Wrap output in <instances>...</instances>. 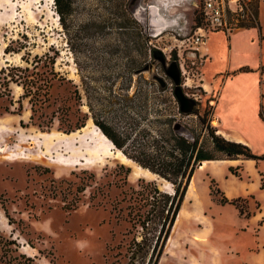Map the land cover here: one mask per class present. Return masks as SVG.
Here are the masks:
<instances>
[{
	"label": "rangeland",
	"instance_id": "374dc122",
	"mask_svg": "<svg viewBox=\"0 0 264 264\" xmlns=\"http://www.w3.org/2000/svg\"><path fill=\"white\" fill-rule=\"evenodd\" d=\"M70 1L66 28L59 20L55 0H0V84L1 69L29 66L25 60L30 63L35 56H42L47 63L44 69L49 81L48 100L32 119L28 99L21 100V108L18 104L22 87L12 82L8 87L6 83L0 85V233L15 243L10 245L17 249L13 256L23 254L34 264H121L126 261L132 237L127 213L137 204V191L155 182L159 189L171 193V185L156 175L136 176L133 161L112 159L97 167L64 166L54 161L64 144L54 135L76 130L81 117L88 115L84 126L90 131L86 137L92 139L89 120L96 124L89 106L95 121L103 123L107 119L123 127L125 104L136 102L139 87L152 92L154 84L159 89L165 87L156 92L157 96L173 100L176 87L182 89L187 104L201 115L208 112L207 120L220 134L213 106L216 96L202 86L205 56L194 54L191 46L180 42L191 35L199 17L194 4L189 11V30L181 34L166 26L153 35L145 32L148 52L141 57V25L128 9L129 0ZM154 1L152 6L150 0L137 3L136 8L146 12V20L151 14V18L160 15L169 19L186 4L183 0ZM250 1L256 19L254 15L244 28H256L259 16L264 32V0ZM125 3L128 15L122 13ZM199 24H203L202 19ZM122 26L126 28L120 29ZM213 34L211 47L217 56L206 64L207 77L222 72L227 63L224 34ZM261 60L264 67V57ZM249 62L257 64L260 60L252 55ZM141 77L154 84L144 83ZM73 85L79 99L74 96ZM168 105L177 122L200 133V140L206 138L196 115L178 114L176 101ZM262 105L259 117L264 122ZM41 133H55L51 136L54 140L47 142L54 157L45 154L48 148L42 146ZM246 145L255 154L264 153V140ZM233 160L196 169L191 181L193 191L182 201L183 214L170 231L158 264H214L219 254L210 250L211 242L234 251V255L224 257L225 264L253 262L247 248L252 245L249 250L256 253L264 240V160H251L249 167L243 166L247 160L243 157ZM228 163H233L229 167L235 175L229 167L222 168ZM215 169L218 171L212 175ZM210 178L228 198L244 197L247 203L239 205L245 204L252 216L244 219L233 205L218 204L209 195ZM239 179L245 188L235 182Z\"/></svg>",
	"mask_w": 264,
	"mask_h": 264
},
{
	"label": "trees",
	"instance_id": "16d2710c",
	"mask_svg": "<svg viewBox=\"0 0 264 264\" xmlns=\"http://www.w3.org/2000/svg\"><path fill=\"white\" fill-rule=\"evenodd\" d=\"M55 4L59 20L66 27L65 18L70 12L72 3L70 0H55ZM126 4L122 9V13L125 14L128 11ZM198 15L199 17L196 16L194 25L200 22V12ZM254 15L256 19V11H254ZM126 21L129 23L128 19ZM254 26L256 25H249L250 28ZM125 28V26L120 27V29ZM139 28V34L143 42L138 50L142 57L148 52L146 45L148 35L142 26H139ZM25 61L29 66H8L1 69L3 74L0 85L6 83V87H8L9 83L12 82L22 87L23 94L18 99V104L21 108V100L28 99L32 112L30 118L32 119L48 100L49 81L47 71L44 69L47 63L42 56H35L30 63L27 60ZM50 63L53 65L54 59ZM242 71H249V69L241 67L238 70V72ZM141 78L148 85L154 84V82H148L144 77ZM85 84L88 87L89 83L85 82ZM73 87L74 96L79 99L76 85H73ZM164 89L165 87L159 89V85L157 87L155 84L152 92L148 88L139 87V91L135 96L137 97L136 102L130 101L129 104H125V110L122 113L123 127H118V125L110 123L107 119L103 123L95 121L92 107L89 106L90 117L117 149H120L128 159L142 168L148 169L172 187L170 193L159 189L155 182H149L137 191L139 196L137 204L127 213L132 237L126 248V261L121 264L159 263L166 241L170 237V231L173 230L178 219L183 204L182 201L188 192L194 177L193 174L199 168L200 163L208 160H233L238 157L254 161L264 160V153L255 154L248 145L228 140L222 135L216 134L215 129L210 125V120H207L208 112L201 115L196 108L188 113L182 112L174 92L173 97L175 100L169 96L160 97L156 95V92ZM126 100L129 99L126 98ZM172 101H176L178 104V114L196 115L201 128L206 131V138L200 140V133L195 134L184 125L191 133V139L174 130L173 125L179 122L176 120V114L169 111L168 104ZM162 105H165V107H162ZM88 117V115L82 116V121L76 125L74 131L83 128ZM71 131L74 132L69 130L67 133H72ZM228 169L231 174L235 175L231 167ZM260 189H263L262 183ZM209 195L215 197L218 204L233 205L237 209L238 215L243 218L252 216L246 208L247 200L244 197L228 198L212 178H210ZM242 201L245 204L239 205ZM12 244L15 243L6 239L0 233V264H34L29 257H25L23 254L13 256L12 252L17 251V249H12L10 246ZM111 264H114V262Z\"/></svg>",
	"mask_w": 264,
	"mask_h": 264
},
{
	"label": "crops",
	"instance_id": "0c3cea01",
	"mask_svg": "<svg viewBox=\"0 0 264 264\" xmlns=\"http://www.w3.org/2000/svg\"><path fill=\"white\" fill-rule=\"evenodd\" d=\"M150 1L151 6L154 5L155 1ZM183 1L186 2V4L183 5L182 10L175 12L169 19L160 15L159 17L151 19V14L150 19L147 20L148 28L151 26L152 22H155L157 23L156 25H158V29H156V31L150 30L149 34L153 35L158 33L166 26L173 27L177 33L185 34L192 26L189 11L191 5L195 4V0ZM258 21L256 28L238 29L232 32L228 37L223 33L226 39L223 43L228 45V54L227 63L222 72L212 73L209 77L205 76L204 73V71H206V66L210 65L217 56L211 47L213 37L215 36L213 32H210V34L208 33L204 45H201L199 48V53L205 56L204 62L201 65L202 86L207 92H212L216 96L213 106L217 119L215 121L217 123L216 127L218 128V132L228 140L249 145H253V142L258 140L259 142L264 140V122L259 117V109L263 106L262 104H264V67L262 66L261 60L264 57V32H262L259 16ZM145 26L146 25H144V27ZM146 28L147 27H145V29ZM252 55L254 57H259L260 62L251 64L249 62V57ZM241 67H246L249 71L238 72ZM234 161L235 160H221L220 162ZM244 162L246 163H243V166L249 167L252 161L247 159L244 160ZM232 164L233 163H228L227 165H223L222 168L226 169L229 166H233ZM216 171L218 170H213L212 175H214ZM226 172L225 170V173ZM225 177L227 178L229 176ZM229 178L231 179V177ZM235 182L244 187L242 180H235ZM211 244L210 250L213 251L215 255L219 254L218 260L215 261L214 264H225L224 257L226 255H234V251L230 250V248L223 250L217 244L213 242H211ZM258 245L259 251L256 253L249 250L252 245L247 248L253 262L242 261L241 263L264 264V240L261 239Z\"/></svg>",
	"mask_w": 264,
	"mask_h": 264
},
{
	"label": "bare ground",
	"instance_id": "6f19581e",
	"mask_svg": "<svg viewBox=\"0 0 264 264\" xmlns=\"http://www.w3.org/2000/svg\"><path fill=\"white\" fill-rule=\"evenodd\" d=\"M137 2H135L136 5ZM151 25L154 26V23L153 24L151 23ZM89 123H91L93 126L92 132L94 135L90 140H88V138L86 137L87 132H90L87 130L88 127L86 125L83 128L74 131L72 133H67V134L57 133L60 136L54 135L55 133H41V137L44 139L43 141L44 144H42V146L47 147L48 144L47 142L49 141L50 143L49 139H51V136L53 135L55 139L57 138L56 141L58 139L64 140L63 149L61 147L62 153L56 152L57 155H56V159L54 160L55 162L60 163L64 166L84 165L85 167H97L111 161L112 159H119L120 161L123 162L131 161L120 151V149H116L112 141H110L96 125H94L90 120ZM47 148L48 149L45 151V154L51 155L52 152L50 151L49 147ZM220 161H203L199 169H203L205 166L211 163L213 164V166H215L216 165L215 162L217 163ZM134 174L136 176H141L144 178H151L155 176V174L151 173L148 169L142 168L138 164H136L135 166ZM167 185L170 184L167 183ZM192 191H193V182L188 188L186 197L190 195ZM182 214H183V208L181 209L178 217H180Z\"/></svg>",
	"mask_w": 264,
	"mask_h": 264
},
{
	"label": "built area",
	"instance_id": "2783aa9c",
	"mask_svg": "<svg viewBox=\"0 0 264 264\" xmlns=\"http://www.w3.org/2000/svg\"><path fill=\"white\" fill-rule=\"evenodd\" d=\"M194 5L203 24L193 25L191 35L180 41L191 46L194 54L204 45L208 33L219 31L229 36L238 29H244L249 20H254L250 0H198Z\"/></svg>",
	"mask_w": 264,
	"mask_h": 264
},
{
	"label": "water",
	"instance_id": "95a60500",
	"mask_svg": "<svg viewBox=\"0 0 264 264\" xmlns=\"http://www.w3.org/2000/svg\"><path fill=\"white\" fill-rule=\"evenodd\" d=\"M131 3H132V5H133L132 0L130 1V3H129V7H128L130 10L133 9V8H131V7H133V6L131 5ZM174 94H175L176 98L178 99L179 107H180V110H181L182 112H184V113H188V112L193 111V107H191V106H189V105L187 104L188 102L185 100L184 95H183V93H182V91H181V89H180L179 87H176V90L174 91ZM194 103H195V102H194ZM173 128H174V130H175L177 133H179V134L185 136L186 138H189V139L192 138L191 133H190V132H189V131H188L183 125H181L180 123H175V124L173 125ZM116 149H117V148H116ZM200 164H201V163H200Z\"/></svg>",
	"mask_w": 264,
	"mask_h": 264
},
{
	"label": "flooded vegetation",
	"instance_id": "af4514ba",
	"mask_svg": "<svg viewBox=\"0 0 264 264\" xmlns=\"http://www.w3.org/2000/svg\"><path fill=\"white\" fill-rule=\"evenodd\" d=\"M131 0H129V2H130ZM141 2L142 0H132V2L133 3H135V2ZM137 2V3H138ZM129 7V6H128ZM137 5H135L134 4V6L133 7H131V8H133L131 11L133 12L132 14H133V16L135 17V18H137L138 19V22H139V24L142 26V28H143V30L145 31V32H147L148 34H149V31L151 30V31H156V29H157V27H156V25L154 24V26H149V28H148V23H147V20H146V18H147V16H146V12L145 11H143V9H140V10H138L137 8ZM129 9V8H128ZM130 10V9H129ZM146 25L145 27H147L146 29H145V27H144V25ZM151 23V22H150ZM154 22H152V24H153Z\"/></svg>",
	"mask_w": 264,
	"mask_h": 264
}]
</instances>
